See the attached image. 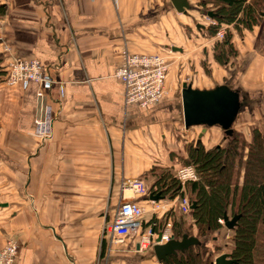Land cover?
Instances as JSON below:
<instances>
[{
  "label": "crops",
  "instance_id": "crops-1",
  "mask_svg": "<svg viewBox=\"0 0 264 264\" xmlns=\"http://www.w3.org/2000/svg\"><path fill=\"white\" fill-rule=\"evenodd\" d=\"M201 1L187 0L181 12L171 0H0V65L11 57L37 59L53 79L38 96L37 84L9 86L0 75V248L15 240L14 264L160 263L152 248L138 251L135 234L122 244L108 242L107 227L119 204L132 200L144 207L142 229L151 223L147 198L124 188V180L139 178L150 188L159 168L175 175L185 165L195 126L183 125L180 92L183 83L195 87L171 81L144 108L124 102L113 72L122 50L186 54L206 41L185 32L189 21L206 30L198 23L206 15ZM228 71L236 84H224L239 100L251 98L246 73ZM47 106L52 133L40 138L35 119ZM215 128L221 132L207 127L196 142H211Z\"/></svg>",
  "mask_w": 264,
  "mask_h": 264
},
{
  "label": "trees",
  "instance_id": "trees-1",
  "mask_svg": "<svg viewBox=\"0 0 264 264\" xmlns=\"http://www.w3.org/2000/svg\"><path fill=\"white\" fill-rule=\"evenodd\" d=\"M263 1L211 0L219 12L208 11L213 14L211 18H216L218 21L231 23V20L236 18L239 21L241 19L244 25H251L252 21L260 17ZM201 3H207V0H202ZM225 9L228 10V15L224 12ZM213 32L214 30L211 29V34ZM223 45L227 47V49L223 47L227 51L231 48L228 39L224 40ZM226 55H216L217 61L225 63ZM233 135L234 129L229 136L230 143L231 139L233 142L235 138ZM253 136V142L249 143L248 147H227L230 144L228 143L224 147L205 149L201 143H197L196 147L188 149L187 158L181 163L193 165L200 178L196 182H189L183 188L171 170H164L155 177L154 183L148 188L153 194L159 193L160 196L169 199L183 196L184 192L190 197L195 195L196 199H189L191 204H195L191 209V212L197 216L194 223L199 225V230L195 233L187 229L174 232V238H180L182 233H187L198 238L200 244L192 245L183 252L169 256L168 262L161 261L163 264H213L212 259L216 257L214 253L219 251L220 246L225 245L228 246L229 251L224 253H228L230 258L235 260L233 264H264V238L258 237L261 230L264 235V143L259 131H255ZM236 142L234 146L237 145ZM244 148L248 149L247 153H244ZM198 157L202 158L201 165L198 164ZM233 163H236L235 167L232 166ZM239 168H243L245 173L242 185L238 183ZM203 171L209 173L203 174ZM224 214L229 219L234 216H237V219L232 228H227L232 235L225 237L229 244L225 241L220 245L221 239L218 241L217 238L214 239V233L220 234L221 226L216 220L224 217ZM177 219L173 221L176 223ZM258 222L261 226L259 228ZM180 223L181 221H178L176 225ZM207 242L215 244L214 248H211Z\"/></svg>",
  "mask_w": 264,
  "mask_h": 264
},
{
  "label": "rangeland",
  "instance_id": "rangeland-1",
  "mask_svg": "<svg viewBox=\"0 0 264 264\" xmlns=\"http://www.w3.org/2000/svg\"><path fill=\"white\" fill-rule=\"evenodd\" d=\"M205 4H202V9L204 13L207 12L208 10L219 12L218 9L216 8V5L213 4L211 0H207V3ZM224 12L226 13V15H228L227 9H225ZM254 16H256L255 12H254ZM221 19L222 17H220V20ZM233 19L234 20H231V23H226L224 21H218V19L216 18H211L207 15H203L201 16V19L198 21V23H202L203 25H205L206 30L204 29L203 31H199V32L197 31L196 26L193 25V21H189V25L185 26L186 35L189 37L196 36L197 38L198 35H201L202 37L205 36L206 41H204L203 39L202 41L196 42L194 46H190V47L188 46L187 48L189 51L186 54H184L185 51L183 49L184 44H182L180 41H176L182 46L183 54L178 52H171L169 48L167 51H165L167 52V54H159L163 56L166 59V62L168 63V71L166 73L167 77L165 82L166 93L168 91V85L171 81L178 84L179 82L181 83L189 82L192 83L194 87L197 89L199 88L204 89L206 87L212 88L217 83L224 84L226 79H231L230 81H228V84L235 85L236 78L235 77L228 78L231 75L228 70L232 71L233 74L246 73V75L244 76V78L246 79L245 85H246V89L248 91H251L250 93L251 98L246 97L244 100H240L241 104H239L238 112L233 122L234 123L233 129L235 135V138L233 137L234 138L233 142L231 139V143H230L229 137L225 139V135L222 129H220L221 132H218L217 129L215 128L214 131H212L211 133L212 135L211 142L205 141L204 142L205 144L203 142H199L202 144V146L205 149L207 148L209 149L210 146L224 147L227 146L228 143L230 144L227 147H245V146L248 147L250 145L249 143L253 142V138H254L253 134L255 133V131L260 132L262 141L264 143V17H259V18L257 17L254 22L252 21L251 25L249 24L244 25V22L242 23L241 19L240 21L237 20L236 18ZM211 29L214 30L212 34H211ZM225 39H228V44L231 46V48L228 51L225 50L227 49V47L224 46L225 44L223 45ZM242 39L243 42L241 41ZM223 47H225V49ZM220 54H224V55L227 54L225 56L227 58V61L225 62L226 64L217 61L216 55L219 56ZM1 69H3V67H0V75L2 73L4 77L5 72H3V70ZM258 73H259V78L256 79ZM214 126H218V125H214ZM199 127L200 126H195L193 128V130H195L194 137H192L189 141H187V144L185 145L184 148L187 152L188 149L190 148L193 149V147H196V143H198L196 142L198 137V135H196V131H199ZM235 141H237L236 146H234ZM242 143H245V145H243ZM243 151L244 153H247L248 149L244 148ZM200 160L202 161V158L199 159L198 157V164L201 165L202 162ZM232 166L235 167L236 163H233ZM239 169L240 172L237 174L239 175L238 183L239 185H242L245 173L243 168H239ZM195 171L199 180L200 175L196 169ZM157 172L158 174L163 172L162 168H159ZM202 173L204 174L209 172L203 171ZM187 184L189 183H185V185ZM184 193L185 194L183 196H186L187 198H190L192 200L193 198L196 199L195 195H192L190 197L188 193L187 194L186 192ZM197 200L200 199L197 198ZM166 218L167 217L162 218V221L160 222L159 226L163 224ZM168 218H170L171 220V229L173 236H174V232L177 231L176 233H178L180 232V230L183 229L184 230L187 229L193 233L198 232L199 230L198 223H196V225L194 223L197 216H195V213H192L191 211L188 214H182V215L178 211H176L173 212L172 215L168 216ZM220 218H224V217H220ZM220 218L216 220V223L219 226H221L219 228L220 234L219 233L215 234L216 233L215 232L214 239L217 238V241L218 239H221L219 243L220 245H223V243H225L226 241L225 237H227V235H231V232H228V229L225 226L224 221L220 222L219 220ZM175 219H177L176 223L178 221H181L180 225L178 224L176 225L175 221H173ZM257 225H259V222L257 223ZM259 227L261 226L259 225L258 228ZM258 237L264 238L262 230L259 232ZM207 243L211 248H214L215 244L212 243L210 244V242ZM225 246L224 247L220 246L221 250L219 249V251L214 253V255L218 256L219 254L224 253L225 251L226 252L229 251L228 246L226 247ZM154 264H163V262L160 263L155 262Z\"/></svg>",
  "mask_w": 264,
  "mask_h": 264
},
{
  "label": "built area",
  "instance_id": "built-area-1",
  "mask_svg": "<svg viewBox=\"0 0 264 264\" xmlns=\"http://www.w3.org/2000/svg\"><path fill=\"white\" fill-rule=\"evenodd\" d=\"M4 52L9 48L4 47ZM121 62L115 68L113 76L118 79L124 87V102L126 104H137L147 108L151 104L160 100L166 94V73L168 63L159 54L142 55L133 54L127 50L121 52ZM3 67L5 72L4 81L9 86L26 87L30 83L37 84L40 89L38 96L43 90H50L53 86V79L49 74L43 73L40 61L37 59H22L11 57ZM62 97V89H59ZM43 118L35 119V135L40 138H48L52 133L51 121L53 120L50 107L43 111ZM175 178L180 183L181 188L185 183L198 180L193 165H180L176 168ZM124 188L130 189L133 195H140L147 198L151 205L150 211L153 213L151 223L143 228L144 207L137 201H123L117 207L113 220L107 227V241L111 244H122L128 235H136V246L138 251L152 248L155 244L165 243L173 238L170 213L178 211L181 215L191 211V201L186 196H177L174 199L162 197V199H149L148 187L139 178H129L124 180ZM153 194V193H152ZM161 213V216L159 214ZM167 217L161 226V218ZM161 219V220H160ZM224 221L223 218L219 219ZM159 237V240H158ZM18 252V246L14 239L9 238L0 248V264H14ZM98 264V263H97ZM100 264V263H99Z\"/></svg>",
  "mask_w": 264,
  "mask_h": 264
},
{
  "label": "water",
  "instance_id": "water-1",
  "mask_svg": "<svg viewBox=\"0 0 264 264\" xmlns=\"http://www.w3.org/2000/svg\"><path fill=\"white\" fill-rule=\"evenodd\" d=\"M174 9L185 12L189 5L187 0H171ZM207 16L213 17L212 12H205ZM203 11V14H205ZM260 17H264V7L259 13ZM200 26V25H198ZM172 50L180 51L182 49L173 47ZM181 104L182 118L185 128L190 126H202L201 132L198 135V140L203 135L207 127L218 125L223 130L225 136H230L233 132L232 125L234 118L238 112L239 94L230 88L229 85H216L211 89L191 88L186 83L182 85ZM198 141V142H199ZM149 199H162L159 193L149 194ZM191 204V208L194 207ZM225 226L230 229L234 226L237 216L228 218L224 214ZM159 240V237H158ZM200 240L187 233H182L180 238H171L165 243H158L152 247V252L158 262H168V257L178 252H183L192 245H199ZM137 249L138 245H137ZM234 259L230 258L228 253H221L213 259V264H233Z\"/></svg>",
  "mask_w": 264,
  "mask_h": 264
},
{
  "label": "flooded vegetation",
  "instance_id": "flooded-vegetation-1",
  "mask_svg": "<svg viewBox=\"0 0 264 264\" xmlns=\"http://www.w3.org/2000/svg\"><path fill=\"white\" fill-rule=\"evenodd\" d=\"M228 138V136H225V139Z\"/></svg>",
  "mask_w": 264,
  "mask_h": 264
},
{
  "label": "bare ground",
  "instance_id": "bare-ground-1",
  "mask_svg": "<svg viewBox=\"0 0 264 264\" xmlns=\"http://www.w3.org/2000/svg\"><path fill=\"white\" fill-rule=\"evenodd\" d=\"M201 127V126H200ZM207 129V128H206Z\"/></svg>",
  "mask_w": 264,
  "mask_h": 264
}]
</instances>
